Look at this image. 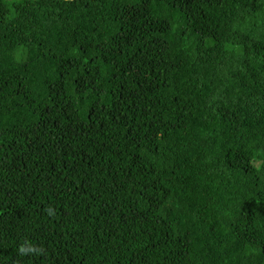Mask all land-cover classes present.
Returning <instances> with one entry per match:
<instances>
[{"label":"trees","instance_id":"obj_1","mask_svg":"<svg viewBox=\"0 0 264 264\" xmlns=\"http://www.w3.org/2000/svg\"><path fill=\"white\" fill-rule=\"evenodd\" d=\"M0 264H264V0H0Z\"/></svg>","mask_w":264,"mask_h":264}]
</instances>
